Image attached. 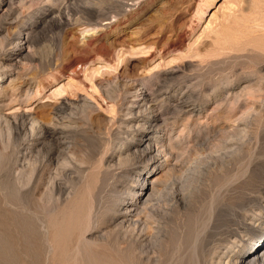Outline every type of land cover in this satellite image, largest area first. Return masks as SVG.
Returning a JSON list of instances; mask_svg holds the SVG:
<instances>
[{
  "label": "rangeland",
  "instance_id": "1",
  "mask_svg": "<svg viewBox=\"0 0 264 264\" xmlns=\"http://www.w3.org/2000/svg\"><path fill=\"white\" fill-rule=\"evenodd\" d=\"M132 87L153 95L171 155L128 150L142 133ZM57 110L51 163L40 129ZM0 113V264H206L211 244L194 251L192 235L222 232L230 197L264 184V0H0ZM139 177L142 201L155 196L123 222Z\"/></svg>",
  "mask_w": 264,
  "mask_h": 264
},
{
  "label": "bare ground",
  "instance_id": "2",
  "mask_svg": "<svg viewBox=\"0 0 264 264\" xmlns=\"http://www.w3.org/2000/svg\"><path fill=\"white\" fill-rule=\"evenodd\" d=\"M214 2V0H210V4H212ZM8 4V3H7ZM19 37V36H18ZM17 38V37H16ZM19 39V38H18ZM18 47V46H17ZM15 50V49H14ZM21 50V49H19ZM18 50V52H19ZM16 52L14 54H12L10 57L13 58L15 56H17L19 53ZM9 57V58H10ZM8 58V59H9ZM4 59V58H3ZM7 60V58L5 59ZM11 60V59H10ZM3 64V63H2ZM79 64V63H78ZM78 64L71 70V74H74L76 72V70H78L79 66ZM82 67V66H80ZM131 86V85H130ZM129 86V87H130ZM127 93V92H126ZM129 94H131L132 97H134L133 101H131V108L136 110V113H138V115H136V119L137 117L140 118V122L141 125L137 124L138 126H140V128L142 129V133L140 135H138V138L134 140V142H131V144H129L128 146V150L138 153V157L140 160H150V161H154L156 160L159 156H166V155H171L172 152H170V150L168 149L169 147L165 146L164 143H162V141L159 139L160 136L158 135L159 130H161L160 128L162 127L160 122L162 121L161 116L159 115L158 112H156L155 107H154V100H153V95L150 93H143L140 94L139 90H134V88L132 87L131 91L129 92ZM189 96V95H188ZM129 97V96H128ZM156 105V104H155ZM186 104L183 101V104L181 105L182 108L186 107ZM129 107V108H130ZM64 108V107H63ZM128 108V107H127ZM59 109V108H58ZM62 109V107H61ZM130 111V112H129ZM127 111L129 115H133L132 114V110ZM158 111V110H157ZM61 111H56L54 113V117L52 120L47 121L46 123H42L41 125V138L44 141H52L55 145V149H53L47 157L48 162H53L54 160L56 161V159L53 157L54 156H58V154L62 153V149L64 151V147H65V137L63 131L65 130L66 124L64 121V118L61 116ZM135 113V112H134ZM1 114V113H0ZM2 115V114H1ZM127 116V115H126ZM135 116V114L133 115ZM132 116V118H134ZM129 117V116H128ZM4 118V117H3ZM131 118V117H130ZM6 119V118H4ZM50 119V118H49ZM7 120V119H6ZM138 121V120H137ZM0 122H5L7 123V121L2 120V118H0ZM9 123V122H8ZM36 124V123H35ZM25 125V124H24ZM136 125V126H137ZM135 127V126H134ZM135 129H137L135 127ZM144 130V131H143ZM222 130V129H220ZM220 130L218 131V133L220 132ZM38 131V130H37ZM134 131V130H133ZM224 130H222L221 132H223ZM76 132V131H75ZM197 132H199L201 135L200 137H206L209 136L213 133H215L214 129H202V128H198ZM70 133V132H69ZM217 133V132H216ZM215 133V134H216ZM220 136V134H219ZM214 137V136H213ZM216 137V136H215ZM212 138V137H211ZM73 139V138H72ZM207 139V138H206ZM210 139V137H209ZM217 139V138H215ZM197 141L195 139V137H190L188 138V142H195ZM201 141V140H200ZM217 141V140H216ZM206 142V140H205ZM204 142V143H205ZM68 143V142H67ZM70 143V142H69ZM207 143V142H206ZM205 143V144H206ZM32 144V143H31ZM195 144V143H194ZM193 144L194 148L195 145ZM210 144V142L208 143ZM216 144V143H213ZM33 145V144H32ZM199 145V144H198ZM197 145V146H198ZM204 145V144H203ZM202 145V146H203ZM207 145V144H206ZM205 145V146H206ZM212 148L215 145H212ZM217 145V144H216ZM191 145H189L188 148H192L190 147ZM196 146V147H197ZM201 146V147H202ZM203 146V147H205ZM218 146V145H217ZM27 147V146H26ZM210 147V146H208ZM28 148V147H27ZM173 148V147H172ZM171 148V149H172ZM207 148V146L205 147ZM232 148V147H231ZM125 149V148H124ZM198 150V148H195ZM200 149V147H199ZM211 149V148H210ZM209 148H207L206 150H210ZM214 149V148H213ZM216 149V147H215ZM218 149V148H217ZM229 150V149H228ZM121 151V150H120ZM128 151V152H129ZM188 151V150H187ZM195 151V150H193ZM192 151V152H193ZM204 152V150H202ZM214 151V150H213ZM225 151V150H224ZM236 151V150H235ZM176 152V151H174ZM199 152H201V150H199ZM230 152V151H229ZM238 152V151H237ZM236 152V153H237ZM189 153V152H188ZM202 153V152H201ZM231 153V152H230ZM234 153V152H233ZM247 153V152H246ZM194 154H196L194 152ZM225 154V152H224ZM223 154V155H224ZM62 155V154H61ZM129 155V154H128ZM173 155V154H172ZM226 155V154H225ZM233 155V154H232ZM235 155V154H234ZM117 156V155H116ZM131 156V155H130ZM193 156V155H192ZM198 156V155H197ZM203 156V155H202ZM209 156V155H208ZM212 156V155H210ZM135 157V156H134ZM176 157V156H175ZM194 157V156H193ZM196 157V156H195ZM194 157V158H195ZM205 157V156H204ZM1 158V157H0ZM58 158V157H56ZM60 158V157H59ZM202 158V157H201ZM226 158V157H225ZM224 158V160H225ZM233 158V156H232ZM46 159V158H45ZM137 159V158H136ZM196 159V158H195ZM203 159V158H202ZM228 159V158H226ZM62 160V159H61ZM177 160V159H176ZM198 160V159H197ZM195 160V161H197ZM201 160V159H199ZM198 160V162H199ZM206 158L203 160L202 163H205ZM168 161V160H167ZM191 161V160H190ZM193 161V160H192ZM194 161V162H195ZM208 161V160H207ZM206 161V162H207ZM215 161V160H214ZM234 161V160H233ZM254 161V160H253ZM47 162V164H48ZM51 162V163H52ZM62 162V161H61ZM118 162L121 164L123 162H125V159L123 158H118L117 164ZM229 162V161H228ZM264 162V161H263ZM60 163V162H59ZM175 163V162H174ZM192 163V162H191ZM200 163V162H199ZM209 163V162H207ZM216 161L214 163H212L211 165L215 164ZM247 163V162H246ZM245 163V164H246ZM50 165V164H49ZM168 165V164H167ZM192 165V164H191ZM204 165V164H203ZM210 165V164H209ZM210 165V166H211ZM239 165V164H238ZM248 165V164H247ZM200 166V165H199ZM206 166L208 167V165L206 164ZM205 166V167H206ZM215 165H213L210 168H213ZM222 166H225L222 164ZM221 166V167H222ZM174 166H172L173 168ZM59 168V167H57ZM64 168V167H63ZM171 168V169H172ZM195 168V167H194ZM209 168V169H210ZM218 170V167H216ZM220 168V167H219ZM21 169V168H20ZM62 169V168H61ZM222 171L223 169L220 168ZM219 169V171L221 172V170ZM228 169V168H226ZM59 170V169H58ZM173 170V169H172ZM208 169H205V171ZM212 170V169H211ZM35 171V170H34ZM57 171V169H56ZM110 171V170H109ZM176 171V170H175ZM226 171V170H224ZM223 171V172H224ZM19 172V171H18ZM17 172V176L15 179L19 180V178L21 177V174L23 173V170L21 171L22 173H18ZM55 172V171H54ZM59 172V171H58ZM61 172V171H60ZM59 172V174H60ZM172 172V171H171ZM201 172V171H200ZM233 172V169H232ZM26 173V171L24 172ZM24 173L22 175H24ZM33 173V172H32ZM31 173V174H32ZM56 173V172H55ZM219 173V172H218ZM30 174V175H31ZM202 174V173H201ZM16 175V174H14ZM206 175V174H205ZM216 175V174H215ZM239 175V174H237ZM252 175V174H251ZM6 176V175H5ZM25 176V175H24ZM49 176V175H48ZM58 176V175H57ZM60 176V175H59ZM141 176V175H140ZM209 176V175H208ZM30 177V176H29ZM32 177V176H31ZM31 177L29 179H31ZM34 177V176H33ZM50 177V176H49ZM48 177V178H49ZM53 177V176H52ZM142 177V176H141ZM139 177V179L137 180V183L135 184V186L133 187H126V192H124V194L126 195L125 199H120V208L117 209L116 215L117 219H121V221H126L128 218L130 219V217L134 216L138 205L141 204V206H146L149 205L151 203V200L153 198V196H155L154 192H156L155 188L152 189V191H150V193H148V195L145 197L146 200L142 201V197L147 193L148 189L146 184L143 183H139L142 178ZM210 177V176H209ZM213 177V176H212ZM47 178V180H48ZM57 178V177H55ZM53 178V179H55ZM223 178V177H222ZM28 179V178H27ZM201 179V178H200ZM214 179V177H213ZM218 179V178H216ZM234 180H236L235 178H233ZM241 179V178H240ZM46 180V181H47ZM52 180V179H51ZM215 180V179H214ZM16 181V180H15ZM24 181V180H23ZM28 181V180H27ZM45 181V182H46ZM53 181V180H52ZM72 181V180H71ZM230 181V180H229ZM228 181V182H229ZM51 182V181H49ZM73 182V181H72ZM216 182V181H214ZM264 182V181H263ZM39 183V182H38ZM38 183L36 184V186L38 185ZM44 183V182H43ZM42 183V186H43ZM60 183V182H59ZM158 183V182H157ZM236 183V182H234ZM76 184V183H75ZM229 184V183H227ZM233 184V182L231 183ZM230 184V185H231ZM41 185V182H40ZM46 185V184H44ZM62 185V184H61ZM218 186V184H216ZM48 186V185H47ZM47 186L45 188H47ZM69 186V185H68ZM124 186V185H123ZM216 186V187H217ZM229 187V185H227ZM238 186V184H237ZM240 186V185H239ZM50 187L56 190L60 189L59 184L55 182H53L52 186L50 185ZM72 187V186H70ZM215 187V186H214ZM220 187V186H219ZM225 187V186H224ZM49 188V187H48ZM47 188V189H48ZM199 188V186H198ZM223 188V187H222ZM227 188V187H226ZM257 188V187H256ZM62 189V188H61ZM190 189V188H189ZM221 189V188H220ZM233 190V188H231ZM236 190V188H234ZM240 189V188H239ZM52 190V189H50ZM203 190V189H202ZM224 190V189H223ZM234 190V191H235ZM238 190V188H237ZM241 190V189H240ZM256 190V189H255ZM259 191L257 192V194L255 196H247L246 193H243L241 191L240 194L236 193L237 195H231L232 197L226 196V198H228V203L224 204L225 207L227 208L226 210H223L224 212L222 215V219L219 217V221L221 222V220L223 221V225L225 226V228L223 229L222 232L217 233L216 231H214L215 234L213 237L215 240L212 241V239L210 240V238H213L211 236V234H209L208 232H206V229L203 228L202 231H198L196 233H194L193 238L190 240L192 242V245H194V249L197 248V245L199 244V246L201 244H203L204 242L206 243V245H210L211 248H209V251L207 250V255H206V264H264V184L262 185V187H260V189H258ZM198 191V190H197ZM216 191V190H215ZM214 191V194H215ZM192 192V191H191ZM256 192V191H255ZM197 193V192H196ZM230 193H232V191H230ZM51 194V193H49ZM186 194V193H185ZM189 194V193H188ZM201 194V193H200ZM206 194V193H205ZM217 194V193H216ZM208 195V194H207ZM213 195V194H212ZM211 195V196H212ZM223 196V194H221ZM253 195V193H252ZM179 196V195H178ZM187 196V195H186ZM191 196V195H190ZM202 196V195H201ZM204 196V194H203ZM210 196V197H211ZM207 197V196H206ZM190 198V197H189ZM204 198V197H203ZM224 198V197H223ZM60 199V197H59ZM181 199V198H180ZM179 199V200H180ZM177 200V199H176ZM183 200V199H182ZM226 200V199H225ZM185 201V200H184ZM211 201V200H210ZM213 201V200H212ZM186 202V201H185ZM190 202V201H189ZM203 202V201H202ZM217 202V201H216ZM219 202V201H218ZM217 202V203H218ZM222 202V200H221ZM227 202V201H226ZM184 203V202H183ZM195 203V202H194ZM208 203V201H207ZM212 203V202H211ZM216 203V204H217ZM220 203V202H219ZM218 203V204H219ZM180 204V203H179ZM188 204V203H187ZM198 204V203H197ZM210 204V203H209ZM212 205V204H210ZM185 206V205H184ZM194 206V205H193ZM201 206V205H200ZM208 206V205H206ZM219 206V205H216ZM115 207V206H114ZM211 209V206H208ZM223 206H221L222 208ZM196 208V207H195ZM145 209V208H144ZM208 209V208H207ZM220 209V208H219ZM238 209V210H237ZM184 210V208H183ZM191 210V209H190ZM194 210V209H193ZM196 210V209H195ZM206 210V208L204 209ZM221 210V209H220ZM189 211V210H188ZM197 212V210H196ZM208 212V211H207ZM213 211H210V215L209 219H211L212 217V213ZM220 212V211H219ZM202 213V212H201ZM221 213V212H220ZM46 214V213H45ZM190 214V213H189ZM218 215V212L216 213ZM186 215V214H185ZM203 215V214H202ZM201 215V217H202ZM205 215V214H204ZM207 215V214H206ZM216 215V217H217ZM137 216V215H135ZM191 216V215H189ZM199 218V217H198ZM197 218V219H198ZM203 218V217H202ZM116 219V220H117ZM190 219V218H189ZM187 220V219H186ZM192 220V218L190 219ZM201 218L199 219L200 222ZM206 220V219H205ZM204 220V221H205ZM208 220V219H207ZM215 220V219H214ZM217 220V221H218ZM71 221V220H70ZM64 222V221H63ZM122 222V223H123ZM187 222V221H186ZM189 222V220H188ZM209 224V221H206ZM203 223V221H202ZM205 223V222H204ZM203 223V224H204ZM186 224V223H185ZM213 224V222H212ZM211 224V225H212ZM219 223H216V225H218ZM194 225V223H193ZM215 225V222H214ZM191 226V225H190ZM189 226V227H190ZM207 226V224H206ZM210 226V225H209ZM208 226V227H209ZM219 226V225H218ZM222 226V225H221ZM73 227V226H72ZM188 228V226H186ZM194 227V226H193ZM202 227V226H201ZM200 227V228H201ZM211 227V226H210ZM209 227V228H210ZM213 227V226H212ZM85 228V227H84ZM186 229V228H185ZM197 229V228H196ZM216 229V228H215ZM219 229V228H218ZM217 229V231H218ZM184 230V228H183ZM189 230V229H188ZM187 230V232H189ZM201 230V229H200ZM213 230V229H212ZM87 231V230H86ZM194 231V229L192 230V232ZM211 231V229L209 230ZM190 233V232H189ZM213 233V232H211ZM77 234V233H76ZM69 235V234H67ZM185 235V234H184ZM203 236V237H202ZM84 237V236H83ZM205 237V238H204ZM187 238V237H186ZM255 238V240H253ZM188 239V238H187ZM80 240V239H79ZM210 240V243H209ZM253 244H251V247H249V249L251 248L252 250L250 252H248V250L246 252H244V249L246 247H248V245L250 244V242ZM60 242V241H59ZM204 243V244H205ZM187 244V243H186ZM189 244V243H188ZM191 245V244H190ZM204 246V245H203ZM209 247V246H208ZM253 247V248H252ZM189 248V247H188ZM200 248V247H198ZM206 248V247H205ZM203 249V248H202ZM205 250V249H203ZM195 251V250H194ZM201 251V249H200ZM203 252V251H201ZM197 254V253H196ZM189 260V259H188ZM192 261V260H191ZM198 260H196L197 262ZM201 261V260H200ZM203 262V261H202ZM74 264V263H73ZM195 264V262H194Z\"/></svg>",
  "mask_w": 264,
  "mask_h": 264
}]
</instances>
